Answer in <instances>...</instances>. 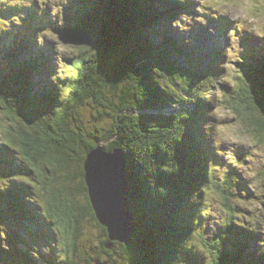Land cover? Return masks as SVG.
<instances>
[{
  "label": "trees",
  "instance_id": "16d2710c",
  "mask_svg": "<svg viewBox=\"0 0 264 264\" xmlns=\"http://www.w3.org/2000/svg\"><path fill=\"white\" fill-rule=\"evenodd\" d=\"M180 2L62 0L51 14L29 0L0 3V264L12 255L19 264L264 262L261 226L236 219L258 215L242 207L243 150L225 162L207 124L219 88L226 110L264 138V46L244 54L231 86L220 83L223 69L190 61L165 26ZM36 32L71 42L72 55ZM101 144L125 154L135 221L128 246H106L89 201L84 161ZM211 207L226 217L207 234L200 227Z\"/></svg>",
  "mask_w": 264,
  "mask_h": 264
},
{
  "label": "rangeland",
  "instance_id": "374dc122",
  "mask_svg": "<svg viewBox=\"0 0 264 264\" xmlns=\"http://www.w3.org/2000/svg\"><path fill=\"white\" fill-rule=\"evenodd\" d=\"M34 1L37 2L38 12L39 10H42L43 13V11L46 10L48 14H51L52 12L57 13L61 10L59 9L58 3L62 0H45V2H40L38 0ZM166 1L167 0H156L155 4L165 5ZM176 1L181 3L180 0ZM251 2L259 4L264 2V0H251ZM93 3L95 4L96 2L93 1ZM182 3L184 4L178 5V9L176 10L177 14L174 15L175 19L164 15L168 22L165 23V26L170 27V33H172L175 40L185 44V48L192 55L190 61L199 60L204 67L212 66L214 69L216 67L222 68L225 75L220 79V83L226 84L228 82L227 84L231 86L230 82L237 78L238 68L236 63L242 60V53H245L246 51L250 52L251 48H259L261 45L264 46V37L258 36L249 31L250 28L264 27V12L253 8L248 12V16L250 17L249 20H236L232 18L234 14H237L235 9L226 12L224 8L213 6L208 3L207 0H183ZM185 5L189 6V8H185ZM213 17L215 19L214 22L212 21ZM218 18L229 21V25L232 26L230 27L231 30L222 31L220 34ZM238 25H241V27H238ZM234 27H237V31L231 33V31H234ZM157 30L160 34L159 38H162V25L157 26ZM42 31L43 30L40 28L39 32ZM37 36L38 40L42 41L45 38V40L49 41L54 47H56L55 45L57 44L61 48V52L64 56L72 55L71 50L68 52L71 44L64 39H61V37H50L49 35L42 34H37ZM154 37L157 38L156 36ZM221 42L226 44V48L223 52L224 62L219 63L217 66L216 63L214 64V62H212L214 59H212L211 54L216 51ZM32 49L37 50V46L33 45ZM52 60H54V58H52ZM214 97L216 101L212 102L211 100L213 108L210 110V115L214 118L212 122V141L218 145L223 144L221 148L217 149V151L221 153L225 162H229L235 156H239V154L235 152V148H243L244 154L241 157H244V164L242 168L239 169V174L241 181L243 180L248 183L249 199L247 200L249 201L245 202L247 206L242 205V207L250 212L251 210L258 212L257 214L259 215V211L263 210L264 212V176L260 174L261 171L264 172V138H261V140L259 139V131L252 126L249 118L246 116H238L232 109L226 110L222 104H225L226 102L229 103L230 98L228 97L226 101H223V99H225V94H223L219 88L216 89ZM218 108L224 109L223 116L217 113ZM179 109L180 106L177 105H173L170 108V110L173 111ZM221 129H224L223 134L220 131ZM233 136L247 139L249 143L233 142L231 139ZM245 197L246 196H243V198ZM256 203L261 204V207L256 208ZM209 215L210 219L204 222L200 227V230L206 231L207 234H211L218 227H221L222 221L225 220L226 217L225 211L221 207L209 208ZM249 218L250 217L247 216V214L236 217L238 221L244 220L251 224V222L248 221ZM5 224L7 231H10V227L13 231L14 229L16 230L15 225H12L10 219H7ZM261 230L264 232V229ZM23 236L28 238V235ZM257 246L260 249L264 247V245L260 243H258ZM19 248L23 249L20 245ZM45 249H47V247H45ZM12 258L11 264H19L18 260L20 259L17 257L15 258L13 255Z\"/></svg>",
  "mask_w": 264,
  "mask_h": 264
},
{
  "label": "water",
  "instance_id": "95a60500",
  "mask_svg": "<svg viewBox=\"0 0 264 264\" xmlns=\"http://www.w3.org/2000/svg\"><path fill=\"white\" fill-rule=\"evenodd\" d=\"M84 172L92 209L108 234L106 246L111 248L114 242L128 246L135 233V221L129 209L125 154L121 149L108 152L98 145L87 154Z\"/></svg>",
  "mask_w": 264,
  "mask_h": 264
},
{
  "label": "clouds",
  "instance_id": "9594fccd",
  "mask_svg": "<svg viewBox=\"0 0 264 264\" xmlns=\"http://www.w3.org/2000/svg\"><path fill=\"white\" fill-rule=\"evenodd\" d=\"M3 0H0V3H2ZM42 2H45V0H42ZM208 3L212 4L213 6L217 7H222L227 11L235 9V12L237 14H234L232 16L233 19L236 20H249L250 17L248 16V12L250 9L256 8L264 12V2L256 4L252 3L251 0H207ZM242 14V15H238ZM238 27H241V25H238ZM250 32H253L254 34L264 37V27L261 28H250ZM217 113L221 116L224 115V109L223 108H218ZM221 133L223 134L224 129L220 130ZM234 142H239V143H249L247 139L241 138L239 136H233L231 138ZM243 203V202H241ZM247 206V205H245ZM256 208H260L261 204L256 203L255 204ZM250 221L253 225L259 224L262 229H264V217L257 215L255 217L250 218Z\"/></svg>",
  "mask_w": 264,
  "mask_h": 264
},
{
  "label": "bare ground",
  "instance_id": "6f19581e",
  "mask_svg": "<svg viewBox=\"0 0 264 264\" xmlns=\"http://www.w3.org/2000/svg\"><path fill=\"white\" fill-rule=\"evenodd\" d=\"M148 253V252H147Z\"/></svg>",
  "mask_w": 264,
  "mask_h": 264
}]
</instances>
